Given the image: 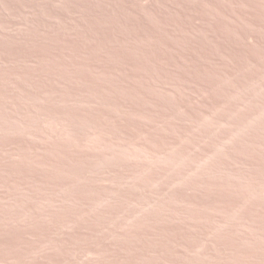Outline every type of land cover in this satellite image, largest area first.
Masks as SVG:
<instances>
[{
	"label": "rangeland",
	"instance_id": "rangeland-1",
	"mask_svg": "<svg viewBox=\"0 0 264 264\" xmlns=\"http://www.w3.org/2000/svg\"><path fill=\"white\" fill-rule=\"evenodd\" d=\"M0 264H264V0H0Z\"/></svg>",
	"mask_w": 264,
	"mask_h": 264
}]
</instances>
